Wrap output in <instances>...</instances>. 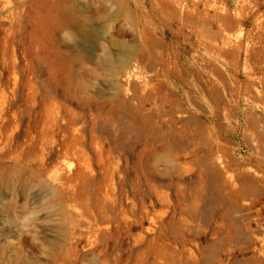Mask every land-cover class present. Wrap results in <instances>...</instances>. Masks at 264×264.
Masks as SVG:
<instances>
[{"label": "rangeland", "instance_id": "374dc122", "mask_svg": "<svg viewBox=\"0 0 264 264\" xmlns=\"http://www.w3.org/2000/svg\"><path fill=\"white\" fill-rule=\"evenodd\" d=\"M263 81L264 0H0V264H264Z\"/></svg>", "mask_w": 264, "mask_h": 264}, {"label": "bare ground", "instance_id": "6f19581e", "mask_svg": "<svg viewBox=\"0 0 264 264\" xmlns=\"http://www.w3.org/2000/svg\"><path fill=\"white\" fill-rule=\"evenodd\" d=\"M106 2V1H105ZM53 4V3H52ZM218 19H224L226 18V14H217L216 15ZM87 28H85L86 30ZM233 41V40H232ZM224 42L226 44H229L230 39L225 37ZM234 42V41H233ZM238 45V44H237ZM236 47V46H235ZM239 47V46H238ZM222 49V50H221ZM232 50L231 48H225L222 47L218 50L224 51L227 53H229L230 50ZM227 56V55H226ZM44 59V57H43ZM45 60V59H44ZM47 60V59H46ZM230 60V59H229ZM229 64L232 67H235V63L232 62V60L229 62ZM41 65V64H40ZM66 71V70H65ZM244 94L250 95L252 97H258L260 101H262V104L260 105V107L264 110V81H263V90H259L258 92H255V94L251 95L250 89L248 88V85L245 86L244 88ZM262 91V92H261ZM239 104V103H237ZM244 109V108H243ZM123 125V124H122ZM85 167L88 169H83L80 172L79 171H75L74 172H67V173H58L55 176L52 175L53 180H55V187L58 191L59 197L61 199L62 202H72V201H77L82 199L83 197H85L86 195H88L89 193V187L95 186L97 188H100V183L101 180L100 178L97 179L96 174L94 173V171L91 168H88V165L86 164ZM37 169L38 170H45L47 169L46 164L44 163V161H39L37 163ZM35 175V174H34ZM41 176V175H40ZM46 178V177H45ZM94 178H96V180H94ZM242 183V182H241ZM54 184V183H53ZM52 184V185H53ZM121 188H122V184L119 187V195L117 197H112V196H108L111 192H109L108 190L105 191L104 193V206L107 204V202L113 204L116 201H118L119 205L122 204V193H121ZM112 189H115L114 186L112 187ZM151 190V189H150ZM155 192V191H154ZM129 194V193H128ZM107 195V196H106ZM130 195V194H129ZM222 195V194H221ZM105 197H108L109 200L105 199ZM91 198V197H90ZM133 199V197H132ZM132 199H130L132 201ZM246 199V198H245ZM134 204V202H133ZM240 205V204H239ZM242 205V204H241ZM132 206V205H131ZM103 208V206H102ZM109 208V207H108ZM138 208V207H137ZM239 208V207H238ZM112 209V208H111ZM237 209V208H236ZM240 209V208H239ZM217 210V208H216ZM215 210V211H216ZM229 210V209H228ZM124 211V209L121 207L120 209V213H122ZM119 216V215H118ZM121 216V215H120ZM131 227L126 226L125 231L126 232H130ZM181 234V233H180ZM223 234V233H222ZM226 235V234H225ZM141 234H139V236L137 235L134 240L138 241L141 238ZM183 236V234H182ZM223 237V236H221ZM226 237V236H224ZM194 263V261H193Z\"/></svg>", "mask_w": 264, "mask_h": 264}]
</instances>
